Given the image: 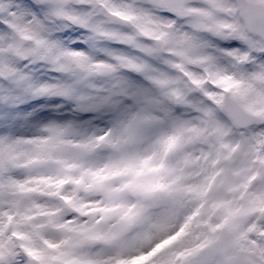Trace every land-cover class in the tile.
Returning <instances> with one entry per match:
<instances>
[{"label":"snow or ice","instance_id":"obj_1","mask_svg":"<svg viewBox=\"0 0 264 264\" xmlns=\"http://www.w3.org/2000/svg\"><path fill=\"white\" fill-rule=\"evenodd\" d=\"M0 264H264V0H0Z\"/></svg>","mask_w":264,"mask_h":264}]
</instances>
